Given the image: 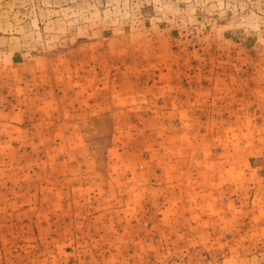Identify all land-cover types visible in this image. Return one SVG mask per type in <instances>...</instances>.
<instances>
[{
	"label": "rangeland",
	"instance_id": "374dc122",
	"mask_svg": "<svg viewBox=\"0 0 264 264\" xmlns=\"http://www.w3.org/2000/svg\"><path fill=\"white\" fill-rule=\"evenodd\" d=\"M0 264H264V0H0Z\"/></svg>",
	"mask_w": 264,
	"mask_h": 264
}]
</instances>
